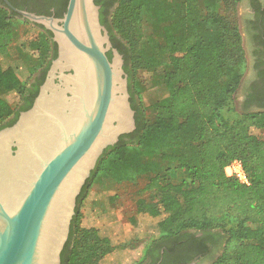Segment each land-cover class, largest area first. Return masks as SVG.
<instances>
[{
    "label": "trees",
    "instance_id": "obj_1",
    "mask_svg": "<svg viewBox=\"0 0 264 264\" xmlns=\"http://www.w3.org/2000/svg\"><path fill=\"white\" fill-rule=\"evenodd\" d=\"M159 1L118 0L110 18L101 15L124 55L136 129L105 149L83 186L61 264H100L141 245L119 243L121 223L110 214H105L110 217L105 224H83L82 206L102 171L118 183L145 180L136 212L160 217L161 235L146 243L140 254L134 250L132 264H150L151 257L156 264L162 249L164 261L174 252L183 262L199 255L213 257L209 264H264V110L236 109L235 94L246 69L239 24L213 6L204 7L202 0H177V6L158 13H167L174 22L165 27V42L149 38L140 46L143 11ZM231 1L235 5L241 0ZM17 16L0 0V128L12 125L21 110L32 106L57 56L52 31L33 23L41 31L32 48L46 66L39 84L32 88L23 82L11 63ZM141 68H162L168 93L147 103L134 86ZM12 93L20 96L14 108L3 95ZM235 159L242 161L250 184L227 175L225 168ZM117 201V195L108 198L111 205Z\"/></svg>",
    "mask_w": 264,
    "mask_h": 264
},
{
    "label": "water",
    "instance_id": "obj_2",
    "mask_svg": "<svg viewBox=\"0 0 264 264\" xmlns=\"http://www.w3.org/2000/svg\"><path fill=\"white\" fill-rule=\"evenodd\" d=\"M4 1L20 17L52 31L57 56L32 106L12 125L0 128V142L6 138L0 143L2 152L17 159L27 151L31 158L17 177L13 196L0 192V264H61L83 186L105 149L136 129L125 59L113 47L95 0H69L63 17L37 14ZM67 52L74 54L80 67L59 66ZM83 77L87 84L81 83ZM64 78L85 89L79 97L74 91L67 92L71 98L78 97L77 120L69 129L61 126L57 142L43 153L16 135L28 118L39 114L48 85L62 87ZM115 108L123 109L125 124L118 116L112 117Z\"/></svg>",
    "mask_w": 264,
    "mask_h": 264
},
{
    "label": "rangeland",
    "instance_id": "obj_3",
    "mask_svg": "<svg viewBox=\"0 0 264 264\" xmlns=\"http://www.w3.org/2000/svg\"><path fill=\"white\" fill-rule=\"evenodd\" d=\"M224 1L202 0V5L204 7L213 6L219 15H225L230 19L236 20L240 28V2L234 5L231 0L232 3L228 2V0L226 3ZM178 4L179 1L177 0H160L155 5L144 9L140 24V46L147 43L149 38L154 41L165 42V27L173 25L174 22L167 13L159 17V10L170 9ZM19 17L17 16L13 21L14 39L10 45L11 63L16 68L21 80L29 84L46 66L39 56V51L32 48V45L39 39L41 29L33 23H26L23 20L24 18ZM247 65L246 56L245 72L247 71ZM163 71L162 68H141L137 71L134 86L142 93L147 103H152L168 93L167 88L163 86ZM239 89L240 87L235 94V105L237 111L242 112L244 109L240 103L241 94ZM3 95L13 108L17 106L20 97L17 93ZM149 113H152V109L149 110ZM160 165L166 167L165 162L160 163ZM144 183L145 180L118 183L106 171L97 174L93 180L92 190L82 206V211H84L83 224L86 226L105 224L106 219L115 216L116 220L121 223L120 230L116 232L117 241L123 245L139 246L141 244L137 249H134L140 254L146 243L161 235L160 217H154L145 212H136L135 202L137 196H139L138 190L143 187ZM114 195L118 196V201L115 205H111L108 202V198ZM105 214L112 216L109 215L110 217L105 218ZM134 250L131 248L124 249L117 254L111 255L105 262L100 264H132Z\"/></svg>",
    "mask_w": 264,
    "mask_h": 264
},
{
    "label": "flooded vegetation",
    "instance_id": "obj_4",
    "mask_svg": "<svg viewBox=\"0 0 264 264\" xmlns=\"http://www.w3.org/2000/svg\"><path fill=\"white\" fill-rule=\"evenodd\" d=\"M13 1L17 4L22 5L24 7L23 9L25 10L35 12L37 14H45L55 17H63L64 13L67 10V6L69 2V0H13ZM95 2L99 5L100 21L102 14H104L105 17L110 18L115 7L118 5V0H100V2H97V0H95ZM239 5L241 8V12L239 14L240 28L243 34V43L246 50L247 63H248L247 71L245 72L242 78L239 89V93L241 94L240 103L243 108H248L251 111L264 110V0H241ZM110 39L112 41L113 47L117 48L113 43L111 34H110ZM107 54L111 59L113 56V51L110 49L107 52ZM46 74H45V78H46ZM43 75H44V71H41L39 74H37L34 77V79H32V81L29 83V86L33 88V84H39L40 79H42ZM42 83L39 84V89ZM128 86H129V75H128ZM33 99L35 100V97ZM247 101H251L248 103V106L246 105ZM22 103L24 104V101ZM22 111L24 110H21L20 113ZM14 116L16 115H13L12 118ZM197 235L198 236L202 235V232L201 231L197 232ZM163 251H164L163 249L160 250V256L157 259L156 264H162L163 262L165 264H209L213 260V257L203 258L197 255L193 257L191 260L187 262H183V261H179L177 259L178 256L176 255V253L173 252L172 254L174 255H171L167 260L164 261L165 257L163 256ZM219 251L213 254L214 258L217 257V255L220 253ZM153 260L154 259L151 257L147 260V263L152 264Z\"/></svg>",
    "mask_w": 264,
    "mask_h": 264
},
{
    "label": "bare ground",
    "instance_id": "obj_5",
    "mask_svg": "<svg viewBox=\"0 0 264 264\" xmlns=\"http://www.w3.org/2000/svg\"><path fill=\"white\" fill-rule=\"evenodd\" d=\"M66 54L64 61L59 64L60 67L63 68L69 64L80 67V63L73 53L67 52ZM80 81L87 84L84 77ZM68 91H74L79 97L85 89L76 85L71 78H64L62 87L50 83L47 87V93L40 102L39 114L28 118L25 122V128L16 137L22 143L28 142V145L35 146L41 152L46 153L57 142L59 128L62 126L69 129L77 120L76 113L79 100L78 97H69ZM122 110L115 108L112 117L117 118L118 116L121 122L125 124L126 114ZM4 139H1L0 143ZM30 162L31 158L27 151H23L19 158L12 159L0 149V192L2 195L13 196L17 177L23 172L22 167L30 164Z\"/></svg>",
    "mask_w": 264,
    "mask_h": 264
},
{
    "label": "built area",
    "instance_id": "obj_6",
    "mask_svg": "<svg viewBox=\"0 0 264 264\" xmlns=\"http://www.w3.org/2000/svg\"><path fill=\"white\" fill-rule=\"evenodd\" d=\"M227 175L233 176L240 180L242 183L250 184V179L247 171L241 160H232L225 168Z\"/></svg>",
    "mask_w": 264,
    "mask_h": 264
}]
</instances>
